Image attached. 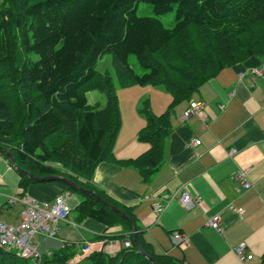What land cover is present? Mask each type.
Listing matches in <instances>:
<instances>
[{
	"label": "trees",
	"instance_id": "obj_1",
	"mask_svg": "<svg viewBox=\"0 0 264 264\" xmlns=\"http://www.w3.org/2000/svg\"><path fill=\"white\" fill-rule=\"evenodd\" d=\"M153 15L138 13L140 2ZM175 12L172 27L160 15ZM106 53L121 87L163 86L172 95L168 108L155 114L146 104L147 123L138 133L149 149L120 161L148 180L162 165L176 106L226 68L264 58V0H0V155L8 149L17 165L38 176L60 175L95 192L125 214L133 208L110 197L94 183L97 166L115 159L122 126L119 97L109 73L95 66ZM134 55L143 72L130 58ZM100 90L107 102L90 104L87 92ZM9 160V159H8ZM23 189L40 182L17 170ZM55 182V181H51ZM67 186L82 200L78 219L107 226H133L88 192ZM138 228V226H137ZM142 249L159 264H185L156 255L138 234ZM112 256L94 251L89 264H153L138 252L134 238ZM77 249L65 243L43 264H70ZM0 264H32L0 248ZM261 264H264V257Z\"/></svg>",
	"mask_w": 264,
	"mask_h": 264
},
{
	"label": "crops",
	"instance_id": "obj_2",
	"mask_svg": "<svg viewBox=\"0 0 264 264\" xmlns=\"http://www.w3.org/2000/svg\"><path fill=\"white\" fill-rule=\"evenodd\" d=\"M254 69H260L262 75L253 72ZM191 100L201 101L203 106L198 113L185 116ZM171 101L167 100L160 114ZM127 117H122L114 146L115 159L101 162L93 180L110 197L133 208L141 239L156 255H167L185 264H261L264 58L253 57L222 69L190 100L176 106L171 115L172 131L166 139L164 162L148 180L136 168L120 162L149 149L148 143L138 139L146 118L138 110L129 112ZM196 139L201 140L199 145L193 144ZM239 169L246 171L250 187L235 180ZM20 179L17 169L0 155V218L5 214V220L13 224L19 223L24 204L8 203L9 196L43 201L70 192L63 183L50 181L32 184L21 195ZM186 189L201 199L189 209L181 203ZM75 195L71 199L73 208L82 200L81 195L78 198ZM156 201L168 203L161 214L154 210ZM18 205L21 210L14 218L10 210ZM215 214L221 215V230L206 224L207 217ZM175 232L188 237V241L175 243ZM130 233L123 224L107 226L89 217L79 220L73 210L71 221L60 222L57 237L38 235L36 243L44 253L56 251L65 243L73 244L77 253L69 263L89 264L86 256L80 254L83 246L94 243V251L103 250L114 256L124 247L125 240L134 238ZM242 242L247 244V253L253 258L239 260L235 248Z\"/></svg>",
	"mask_w": 264,
	"mask_h": 264
},
{
	"label": "built area",
	"instance_id": "obj_3",
	"mask_svg": "<svg viewBox=\"0 0 264 264\" xmlns=\"http://www.w3.org/2000/svg\"><path fill=\"white\" fill-rule=\"evenodd\" d=\"M253 72L262 75L260 69H254ZM203 105L200 101H191L189 108L184 112L185 116L198 113ZM201 140H193V144L199 145ZM235 151H231V154ZM247 173L239 169L235 174V180L245 187H250L251 183L247 181ZM168 201V200H167ZM8 202L16 204L23 202L24 207L20 213V222L18 224L9 223L0 219V248L7 252H15L21 258L30 260L32 264H43L44 255H52V251L44 253L37 245L38 235H44L49 238H55L60 231V222L71 221L72 206L70 204V194H62L52 200L39 201L32 197L9 196ZM201 202L199 197H194L189 190H185L181 196V203L186 209L191 208L195 203ZM168 203L156 201L154 210L161 214ZM206 224L218 230L222 228V218L220 214L208 216ZM175 243L188 241V237L182 233L173 234ZM126 247H130L129 240L124 241ZM94 243H87L81 249V254L87 255L94 250ZM235 253L240 261H246L253 258L252 254L247 253V244L240 243L235 248Z\"/></svg>",
	"mask_w": 264,
	"mask_h": 264
},
{
	"label": "rangeland",
	"instance_id": "obj_4",
	"mask_svg": "<svg viewBox=\"0 0 264 264\" xmlns=\"http://www.w3.org/2000/svg\"><path fill=\"white\" fill-rule=\"evenodd\" d=\"M138 13L140 15H153L152 5L146 2H140ZM160 19L163 23L172 27L175 19V12H169L163 15H160ZM131 66L138 72L142 73L143 70L138 64L137 59L134 55L130 58ZM96 70L101 73H109L115 82V90L119 97V106L121 112V118L123 116L127 117V114L131 111L138 110L141 115H143L140 110L146 105L149 104L152 111L155 114H160L162 108L165 107L167 100L172 99L170 92L166 90L163 86H141V85H132L128 87H121L117 78L116 70L113 64V56L109 53L104 54L97 62L95 66ZM168 97V98H167ZM87 98L90 104L101 103L104 106L107 102L106 94L100 90H92L87 92ZM144 116V115H143ZM145 117V116H144ZM125 118V119H126ZM146 118V117H145ZM75 195V198H78L80 195L78 193H72L70 198V204L72 206L71 199ZM11 209V208H10ZM7 209L6 211L10 210ZM21 210V207L18 205L15 208L10 210L11 215L15 218L17 213ZM7 214V212H6ZM72 215V213H71ZM2 219H6L7 216L2 215Z\"/></svg>",
	"mask_w": 264,
	"mask_h": 264
},
{
	"label": "water",
	"instance_id": "obj_5",
	"mask_svg": "<svg viewBox=\"0 0 264 264\" xmlns=\"http://www.w3.org/2000/svg\"><path fill=\"white\" fill-rule=\"evenodd\" d=\"M2 151L3 153L9 158L10 162H11V165L21 171L22 173H24L26 176H28L29 178L31 179H34V180H37V181H40V182H50V181H62V182H65L67 185L71 186V187H74L76 189H81L85 192H88L91 196H93L95 199H97L99 202H101L103 205L111 208L114 212H116L117 214L125 217L130 223L131 225L133 226V230H134V241L136 243V245L138 246V252L141 254V255H144L145 257H147L153 264H159L154 258H152L151 256H149L143 249H142V246L140 244V241H139V236H138V229H137V226L135 225L134 221L132 220V218L130 216H128L127 214H125L121 209H119L118 207L116 206H113L111 204H109L108 202H106L103 198H101L100 196H98L95 192L93 191H90V190H87V189H84L82 188L80 185H78L77 183H75L73 180L67 178V177H63V176H60V175H51V176H45V177H38L22 168H20L16 161H15V158L13 156V154L8 150V149H5V148H2Z\"/></svg>",
	"mask_w": 264,
	"mask_h": 264
}]
</instances>
